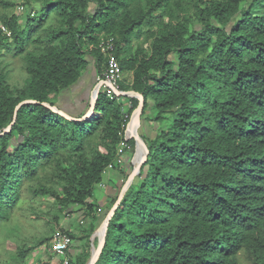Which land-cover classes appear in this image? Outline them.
<instances>
[{"label":"trees","instance_id":"trees-1","mask_svg":"<svg viewBox=\"0 0 264 264\" xmlns=\"http://www.w3.org/2000/svg\"><path fill=\"white\" fill-rule=\"evenodd\" d=\"M22 1L19 15L17 0H0V229L24 200L38 214L34 201L49 196L53 234L75 242L70 264L90 262L110 211L89 200L139 100L112 98L105 86L87 120L44 103L56 105L91 62L104 79L99 44L113 36L122 71L132 72L120 90L143 95V129L153 132L141 133L148 159L96 264H264V0ZM18 58L26 77L14 84ZM25 100L37 103L22 106L4 134ZM135 148L129 139L127 167ZM121 169L109 210L129 177L114 165ZM75 212L82 221L69 232L61 222ZM52 238L19 246L16 264Z\"/></svg>","mask_w":264,"mask_h":264},{"label":"rangeland","instance_id":"rangeland-1","mask_svg":"<svg viewBox=\"0 0 264 264\" xmlns=\"http://www.w3.org/2000/svg\"><path fill=\"white\" fill-rule=\"evenodd\" d=\"M22 0H17V6L13 10V12L17 14H22L24 11L20 10V6L22 5ZM12 61V59H8ZM12 65L14 67L13 73H12V79L14 84L23 83L26 77V70L24 62L21 59H15L12 62ZM19 81V82H18ZM121 81L130 83L132 82V72L131 71H124L122 74ZM98 80L96 81V83ZM101 82V81H100ZM95 83V85H96ZM102 85L101 90L103 93L108 92V89ZM92 96V93H91ZM90 96V97H91ZM125 97V96H124ZM128 102L130 97L128 96ZM126 99V98H125ZM130 103V102H129ZM87 110L85 114L89 111L90 108V101L87 103ZM130 106V104H129ZM152 115L155 113L154 109L151 110ZM142 117V114H141ZM142 120V118H141ZM141 121V126L139 128V133H149L152 134L153 129L147 125H145V130L143 129L144 124ZM125 156H128L126 154ZM141 161V157L138 155L136 149L134 151L133 157H132V165L131 167H127V165H124V170L129 175L133 172L135 166H137ZM127 170V171H126ZM123 170H111L110 175L104 174L103 176V182L107 186L109 185L110 181L113 180L114 184H118L115 187H119L121 184L123 176ZM128 179V178H127ZM135 179V178H134ZM116 181V183H115ZM106 186L99 185L96 190L94 191V196L92 199H90V202H96L98 206H100V210H102L101 215H105L107 212H109V205L111 204V199L108 198L106 195ZM121 192V191H120ZM119 192V195H120ZM118 191H114L113 196L116 195ZM36 205V211L38 214H36L32 207H29V201L24 200L20 209L16 211L15 219L10 224L3 225L2 229H0V264H16L19 263L16 257V251L19 246H32L35 245V242L41 238L42 236H52L53 235V229L51 228V224H48V220L52 217V210L56 208L55 203L53 199L49 196H46V198L38 199L37 201H34ZM39 213H44L45 217L39 216ZM75 214L79 216L77 212ZM75 215V216H76ZM74 216V217H75ZM73 220L71 221H62L61 225L62 227L69 229L71 228L75 230L78 226V221L74 219V223L72 224ZM70 223V224H69ZM100 225L97 226V230L99 229ZM99 239V236H97ZM48 246V247H47ZM43 245L42 247L36 248L27 258L26 261L22 264H38L41 263L44 259V256H50L53 254L52 252V245L47 244ZM98 247V246H97ZM97 249V248H96Z\"/></svg>","mask_w":264,"mask_h":264},{"label":"water","instance_id":"water-1","mask_svg":"<svg viewBox=\"0 0 264 264\" xmlns=\"http://www.w3.org/2000/svg\"><path fill=\"white\" fill-rule=\"evenodd\" d=\"M103 83H105L108 87H110L113 90V92L116 95H118L119 97L120 96H129V97H135L139 100V105L134 110V112L131 116V120L128 122L127 128L129 129L130 138L135 140V143H136L135 149H136L137 153L140 149L142 152V155H141L140 163L137 166H135L133 172L129 175L127 181L122 186L120 195H119L118 200L115 203L114 207L107 214L105 220L103 221V223L100 225L99 229L94 234V237L99 236V244H98V247H97L96 251L94 252V254L92 255V258L88 264H96L97 260L99 259L100 255L103 251V248L105 246V243H106L107 232H108V228L110 226V222L112 220V217L114 216L118 206L122 202V200L126 194L127 189L130 187L134 178L141 171V169L143 168L144 164L146 163V161L148 159L149 149H148L144 139L142 138L141 134L139 133V128L141 126V114H142L143 109H144L145 100H144V97L142 94L135 92L134 90H129V91L120 90V91H118L112 82L103 81V82H97L96 85L94 86V88L92 90V96L90 97L89 111L82 118L71 115L69 112H66V111L60 109L57 105H51L49 103H44V105L46 107L50 108L52 111L60 114L61 116L65 117V118H68L70 120H87L95 114V108L97 105L98 96H99V93H100V90H101ZM31 103H37V102L34 100H25L17 106L16 111H15L14 121L5 130L4 134L9 133L11 131V129H12V127H13L16 119H17L18 110L22 106H24L26 104H31ZM136 122H137V125H135Z\"/></svg>","mask_w":264,"mask_h":264},{"label":"built area","instance_id":"built-area-1","mask_svg":"<svg viewBox=\"0 0 264 264\" xmlns=\"http://www.w3.org/2000/svg\"><path fill=\"white\" fill-rule=\"evenodd\" d=\"M20 10L24 11V6H20ZM115 48H116L115 38L113 36H109L101 40L99 44V49L101 50L102 53H104L107 56V68L104 73L105 78L101 79V77L98 76L97 80L98 82L110 81L115 85L116 89L120 91V87L118 83L122 79L123 71H122L119 61L117 60L114 54ZM104 86H107V85L105 84ZM108 88L110 89V96L112 98L114 97V95L116 97H119L113 92V90L110 87ZM126 118H128V115H126ZM129 139H131L130 133H129V129L126 127V130L124 132V137L118 146L117 158L114 163L109 164V166L104 171V174H109V172L113 170L115 164L121 165L122 168L124 167L125 157H126L125 150L128 147ZM100 185L106 186L104 182L101 183ZM75 215H76L75 213L68 215V217L65 218L64 221L73 220L72 222L73 224L74 219H75L78 222H81L82 218L78 217L77 215L75 216ZM67 231L69 232L73 231L71 226L69 227V229H67ZM74 244L75 242L73 241L72 237L70 236L68 232L62 231L61 229H57L54 232L53 238H52V252L51 253L53 254L54 258H52L50 261H45V262L43 261V264H70V260H69L67 253L74 246ZM39 264H42V263H39Z\"/></svg>","mask_w":264,"mask_h":264},{"label":"crops","instance_id":"crops-1","mask_svg":"<svg viewBox=\"0 0 264 264\" xmlns=\"http://www.w3.org/2000/svg\"><path fill=\"white\" fill-rule=\"evenodd\" d=\"M97 78L98 74L95 70L94 63L91 62L81 78L71 87L60 93L57 97L56 105L73 116L78 117L85 114L88 107L87 103L90 101V96ZM116 185L118 184H114V181L111 180L109 185L106 186V195L109 199L113 196L114 191H116L114 187ZM52 258H54L52 255H47L44 256L42 261H50Z\"/></svg>","mask_w":264,"mask_h":264},{"label":"bare ground","instance_id":"bare-ground-1","mask_svg":"<svg viewBox=\"0 0 264 264\" xmlns=\"http://www.w3.org/2000/svg\"><path fill=\"white\" fill-rule=\"evenodd\" d=\"M135 125H137V122H136V124ZM138 155L141 157V155H142V152H141V150L139 149V151H138Z\"/></svg>","mask_w":264,"mask_h":264}]
</instances>
